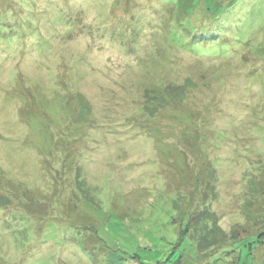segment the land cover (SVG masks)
I'll list each match as a JSON object with an SVG mask.
<instances>
[{"label":"rangeland","instance_id":"obj_1","mask_svg":"<svg viewBox=\"0 0 264 264\" xmlns=\"http://www.w3.org/2000/svg\"><path fill=\"white\" fill-rule=\"evenodd\" d=\"M260 231L264 0H0V264H264Z\"/></svg>","mask_w":264,"mask_h":264},{"label":"trees","instance_id":"obj_2","mask_svg":"<svg viewBox=\"0 0 264 264\" xmlns=\"http://www.w3.org/2000/svg\"><path fill=\"white\" fill-rule=\"evenodd\" d=\"M262 237L264 238V231H260L257 235L249 237L250 239H248V244L255 242V241L260 242ZM244 243H247V242H244Z\"/></svg>","mask_w":264,"mask_h":264}]
</instances>
